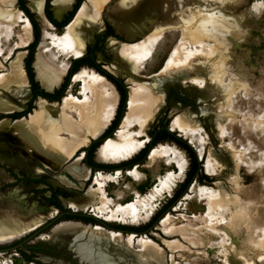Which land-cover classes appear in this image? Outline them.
<instances>
[{
	"label": "rangeland",
	"instance_id": "374dc122",
	"mask_svg": "<svg viewBox=\"0 0 264 264\" xmlns=\"http://www.w3.org/2000/svg\"><path fill=\"white\" fill-rule=\"evenodd\" d=\"M8 1L0 0V8L12 10L13 8L7 6ZM17 1H15V4L18 7ZM186 1L191 3L189 9L194 14L197 22H201L200 24L205 31L196 33V41L195 39L191 40L187 35H183L185 29L182 25L177 26L171 23L172 14L167 13L168 9L166 10L165 8L169 6L168 3L172 4L173 0H124L122 4L126 7L130 6V8L125 9H131L134 17L129 21L122 22L116 21V18L113 17L119 12V7L116 5L118 0H111L103 6L100 12L103 21L102 29L93 34L92 41L87 45L93 47L95 38H98L97 47L101 50L95 52L97 61L101 62L102 67L108 72L123 80L127 86L128 96L129 86L136 88L137 85L140 87L142 84L136 85L126 82L132 73L128 69L127 64L116 55L115 48L122 49L125 55H129L131 50L135 48L140 51H146L145 55L138 60L131 61L127 59L129 66H132L135 61L134 63L137 66L136 73L142 77L166 70L176 51L183 46L184 49H189L191 54L204 51L211 55L215 51L218 52L222 65L220 67L222 70V84L229 92L232 87L234 89L233 94L230 95L232 101L226 106V109L225 107L223 108L228 120L219 126V131L217 125L212 121L211 115H204L200 112L203 102L198 98L203 97V94H201L199 89L194 86L184 87L177 81L164 82V103L156 111L153 121L146 130L150 140L148 132L168 120L169 130L176 131L178 135L189 140L191 145L196 148L201 156V159H198L203 161L202 172L208 178H196L193 180L183 197L166 214L164 213V217L169 219H167L166 227H158L160 226L158 223L146 233L142 232L138 233L141 235H133L130 239V244H132L133 248L138 249L141 246L142 237L151 238L163 248L168 264H240L239 260L231 252L229 254L230 260H228V253L225 250L228 246L227 242H230V240L233 247L244 249L246 241L245 230L233 232L229 228L231 231L229 232L227 224L231 222L232 207L224 205L222 209H218L214 199L218 197L217 194L221 190H224L221 187L232 190L231 187L233 185L239 184V196L242 198V207L249 210V213L257 212L259 215L253 222L254 229L260 230L264 228V188L261 186L264 171H260L261 169L264 170V0ZM25 2L28 7L27 0ZM71 7L65 10L64 13L70 10ZM28 9L33 13L41 32L40 41L33 55L32 66L34 61L39 58L41 62H44L55 72H64V79L65 73L74 57L70 56L67 58V55L60 51L58 47H52L51 41V36L62 34L64 28L59 29L53 25L49 26L41 15L33 12L30 7ZM50 9L54 18L57 20L62 19L64 13L60 17H55L52 5ZM87 11L91 15L94 14L91 5ZM26 18L22 11L14 23L4 19L6 24H9V26H3L5 31L8 30L9 37L3 38L0 59L8 68H10L8 63L15 50L25 47V59L28 45L34 39L32 28L31 41L28 42L27 46L24 45V42L28 40ZM106 25H110L114 33L103 37L102 34ZM162 26L164 31L152 32ZM110 37L124 41L127 45L122 48L119 43L113 41ZM212 45L213 47L211 48ZM24 59L23 67L25 68ZM83 69L87 72L89 71L88 73L90 74L96 71L87 65H84ZM32 71L34 76H36L34 66ZM11 72L13 75L18 74L17 69H13ZM38 83H40L39 80ZM196 84L200 86L202 81ZM67 93L82 99L83 84L73 83L70 80V84L64 94ZM35 99L32 101L34 107ZM14 101L19 103V100ZM26 106L27 104L23 105L24 108ZM117 106L114 111L106 115L105 124L100 134L110 125L115 112H117ZM184 108H189L195 113V119L201 127H195L192 131L188 130V132L179 127L177 116ZM6 115H9V113H0V118ZM140 115L143 116L144 112H140ZM72 116H74L73 113ZM6 118L10 119L12 117L6 116ZM101 118L102 116L100 115L99 120ZM135 121L125 132L124 140L142 138L136 135V132L139 131V124L137 123L139 116H136ZM74 126L76 129L79 128L76 125ZM110 137L120 140V137L115 136V132ZM92 138L87 145H84L75 153V157L81 155L82 165L87 167L89 166L82 157L85 152L84 148L92 143ZM159 143L170 148L176 155L174 160H181L185 169L183 168L184 174L178 180L172 192L162 194L160 199L157 202L154 201L153 204H150L152 200L150 194L153 192L154 186L159 183V179L168 170L178 171L176 162L170 166L165 162L166 158L164 160L159 158V161L149 167L144 165L145 161L137 163L138 165L133 173L128 171L130 168L121 170L119 174L114 175L112 180L104 181L105 185L103 186L92 184L94 175L98 171L90 168L92 170L88 178L90 180H85L83 187L80 188H73L63 184L57 178L59 174L69 176L66 169L68 164L61 165L58 170L34 175L30 171L27 162L23 164L0 162V168L5 169L7 173V178H5L7 180L0 181V204L13 200L16 203L18 202V206L24 210L55 206L52 204L54 201L53 192L56 189H60L66 195L59 194L56 197L64 209L78 213H92L104 221L116 225L143 226L152 219L157 211L179 189L190 168L189 154L182 147L169 139L162 140ZM137 153L122 157L116 161L108 160L104 163L98 161L94 152L93 160L103 165H116L118 161L130 159ZM72 160L74 161V159ZM234 163H236V171L233 169ZM106 172L111 173L112 171H103L104 174ZM34 179L40 180L35 182ZM233 179L236 181H233ZM89 187L96 188L98 191H96L94 200L82 209L73 207L71 201L74 202L80 199ZM129 202L137 203H135V210L127 207L126 204ZM60 214L61 212L57 208V212L54 213L55 218L50 220L38 233L49 229L56 221L69 220L59 219ZM221 217H224L222 224L228 234V237H226L227 242L222 238L224 235L213 237L211 232L212 224ZM32 230L14 232L5 239H0V246L10 245L7 249L0 250V264H30L29 262H32V264H51L58 260H61L64 264H89L84 257L81 259L79 252L67 240L55 241L47 238H38V240L35 237L38 233L35 235L27 234ZM19 238L27 239L18 244V247L21 246L22 251L32 257V261L22 256L20 250L13 246L15 242L20 241ZM127 238L125 237L126 241H128ZM205 241L206 243L204 244L203 242ZM83 255H86V252H83ZM45 256L49 260H45ZM35 261H38V263H35ZM119 264L127 263L121 261Z\"/></svg>",
	"mask_w": 264,
	"mask_h": 264
},
{
	"label": "bare ground",
	"instance_id": "6f19581e",
	"mask_svg": "<svg viewBox=\"0 0 264 264\" xmlns=\"http://www.w3.org/2000/svg\"><path fill=\"white\" fill-rule=\"evenodd\" d=\"M15 1H8L7 6L13 8L12 10L0 8V50L3 38L9 37L8 30L5 31L3 28V26L6 27L9 24H6L4 19L14 23L19 13L22 12L16 6ZM109 1L111 0H83L73 19L64 27L63 33L51 36L52 47H58L60 51L67 55V58L70 56L77 58L83 55L87 44L93 39V34L102 29L103 21L100 12ZM123 1L118 0L116 4L119 7L117 15L113 16L111 14L119 22L129 21L134 17L131 9H125L130 8V6L126 7L123 5ZM175 1L173 0L172 4L168 3L169 6L165 8L166 10L168 9L167 13L172 14L171 23L177 26L182 25L185 29L183 35H187L191 40H194L196 33L203 32L204 28L200 24L201 22H197L194 14L189 9L191 3L186 0ZM74 2L75 0H52L51 5L55 16L60 17ZM44 3L45 0H30V5L35 12L41 15L49 26H52V23L44 16ZM90 5L94 11L93 15L87 11ZM177 8L181 10L175 12L179 10ZM26 19L28 40L24 42L25 46L32 38V24L28 18ZM163 29V26L158 27L152 32H162L164 31ZM110 38L119 43L122 48L127 45L124 41L114 37ZM114 51L127 64L128 69L132 73L126 82L136 85L142 84V86L139 87L137 85L136 88L129 86L127 109L115 131V136L120 137V140H116L113 137L105 139L96 149L98 161L104 163L108 160L116 161L122 157L137 153L145 146V143H148L149 136L146 130L153 121L156 111L164 103L163 84L165 81H177L184 87L194 86L199 89L201 94H203V97L198 98L203 102L200 112L204 115H211V119L217 125L218 131L220 129L219 126L228 120L223 108L225 107L226 109V106L232 101L230 95L233 94L234 89L232 87L229 92L222 84V70L220 68L222 65L217 51L211 55L204 51L191 54L189 53L190 50L184 49L183 46L176 51L166 70L143 77L136 73L137 66L134 63L135 61L132 66H129L127 61L142 58L146 51H140L135 48L131 50L129 55H125L122 49L115 48ZM25 54V47L17 48L8 63L10 68L0 59V113H11L14 112L13 110L20 111L24 109V102L30 99V83L23 67ZM33 66L36 71V79L40 81L39 85L43 89L51 92L55 88L60 87L64 72H55L44 62H41L39 58L34 61ZM83 68L84 66H81L73 74L72 78L73 83L83 84L82 99L75 97L71 93L65 94L61 101H50L38 96L35 108L28 115L12 120L6 117L0 119V161L22 164L27 162L30 171L34 175L58 170L61 165L68 164L66 169L69 176L59 174L57 178L70 187H83L84 181L89 178L91 170L89 167L82 165L81 155L75 157V153L78 149L87 145L92 137L95 138L100 135L105 124L106 115L114 111L119 102V93L111 81L97 71L90 74L88 73L89 71L87 72ZM13 69L18 70L17 75L12 74L11 71ZM199 81H202V84L197 86L196 83ZM14 100H19V103ZM140 112H144V115H140ZM72 113L74 116H72ZM100 115L102 118L99 120ZM136 116H139V121L137 122L139 131L136 132V135L142 138L124 140L125 132L136 122ZM177 123L181 129L187 132L188 130L192 131L195 127H201L195 119V113L189 108L181 110L177 116ZM74 125L79 128L76 129ZM175 156L170 148L163 146L159 142L153 148L151 147L146 156L144 160L145 166H153L160 159L164 160L166 158L165 162L168 165L171 166L172 163L176 162V167L178 168V171L168 170L159 179V183H155L153 192L150 194L152 199L150 204H153L154 201L157 202L162 194L171 193L178 180L184 174V165L181 160H174ZM137 165V163L132 165L128 171L133 173ZM233 169L236 171V163L233 164ZM96 171L98 172L93 178L92 184L99 186L105 185L104 181L112 180L114 175L121 172L120 169L113 170L111 173L106 172V174L101 170ZM260 171L264 170L261 169ZM6 174L5 169L0 168V181L7 178ZM263 177L261 186L264 188ZM233 181L236 180L233 179ZM238 185L237 183L233 185L231 187L232 190L221 187L224 190L217 194L218 197L214 199V203H216L218 209H222L224 205L232 207L231 222L227 224V229L229 232H231L230 229L233 232L245 230L246 241L244 249L233 247L231 240L227 242L226 237H228V234L222 224L224 217L216 219L211 226V232L213 237L224 235L222 238L228 243L225 250L228 253V260H230L229 254L231 252L239 260L240 264H264V228L260 230L254 229L253 222L259 215L257 212L249 213V210L242 207V198L239 196L240 188ZM96 191V188L89 187L80 199L74 202L71 201V205L82 209L94 200ZM17 203L9 200L0 204V239H5L14 232L35 230L38 226L55 218L54 213L57 212L55 206L24 210ZM135 203L129 202L126 205L135 210L137 204ZM164 215L157 222L160 225L158 227L167 226L168 218L164 217ZM105 228L101 225L84 223L76 219L62 220L58 221L50 229L38 234L36 238H47L55 241L67 240L79 252L81 259L84 257L89 264H119L121 261L127 264H168L163 248L151 238L142 237L141 246L135 249L131 246L130 239L133 235L141 234L134 232L123 233L113 228H107L112 230L110 231ZM125 237H128V241L125 240ZM203 243L205 244L206 241ZM83 252H86V255H83ZM44 259L49 260L47 256ZM51 264L64 263L58 260Z\"/></svg>",
	"mask_w": 264,
	"mask_h": 264
},
{
	"label": "trees",
	"instance_id": "16d2710c",
	"mask_svg": "<svg viewBox=\"0 0 264 264\" xmlns=\"http://www.w3.org/2000/svg\"><path fill=\"white\" fill-rule=\"evenodd\" d=\"M51 1L52 0H45L44 14H45L46 18L52 23V25L55 28H59V29L64 28L73 19L75 13L77 12L78 8L80 7L81 3L83 2V0H75L71 9L63 14L61 20H57L56 18H54L52 11L50 9L51 8V5H50ZM17 2H18V7L20 8L21 11H23L25 16L29 19V21L32 24V28H33L34 39L28 45L27 55L24 59L25 71H26V74L28 77V81L30 83L31 97L28 100V102L26 103L27 104L26 108H24L20 111L11 112V113H9V115H6V116H10V117L15 119V118H19V117L28 115L34 108V106L32 105V101L38 95L45 97L46 99H48L50 101H60L62 99V97L65 95L64 93H65L68 85L70 84V78L73 76V74L80 68V66L87 65L88 67L93 68L98 73L104 75L109 81H111L115 85V87H116V89L120 95L119 103H118V106L116 109L117 112H115V116H114L113 120L111 121L110 125L98 137L93 138L94 140L92 141V143L88 147L84 148V151H85L84 159L86 160L89 168L96 169V170L102 169L101 171H103V170L104 171H113L116 169L124 170L126 168H131L132 164H134V163L144 162V160L146 158V154L149 152V149L151 147L153 148L157 142H160V141L165 140V139H169V140L174 141L175 143H177L180 147H182L189 154L190 168L187 171L185 179L181 183V186L179 187V189L177 191H175L174 195L162 206V208L159 211H157V213L152 217V219H150L148 221L147 224L140 226V227H132V226L124 225V224L116 225V224H112L109 222H108V224H106V223H103L100 220H98V218L91 215L90 213H88V214L87 213H78V212L70 211L69 209H64L56 196H58L59 194L66 195V193L60 189H56L53 192L54 201L52 202V204H54L59 209V211L61 212L60 216L58 217L59 219L78 218L83 222L85 221L84 223H92V224H97V225L101 224V226L104 225V227L106 226V228H117V229L125 230L124 232H129V231H136L138 233L148 232L153 226H155V224H157L159 218H161L164 215V213L168 212L170 210V208L173 207L181 197H183V195L187 192V190H188L189 186L191 185V183L193 182V180H195L196 178H198V179L208 178L207 175L202 172L203 161L198 159L196 151L187 142V140L185 138H183L181 135H178V133L176 131L169 130L168 120H166L164 123H162L158 126H155L152 129V131L148 132L150 135L151 143L150 144L146 143L145 146L136 155H134L130 159L125 160L126 162L125 161L117 162L116 165H112V164L111 165H103V164H100V163H97L96 161H94L93 157H94V152L96 150V147L99 144H101L102 142H104L105 139H107L108 137H110L112 135V132L115 129H117V126L123 117V114H124L125 109H126V100L128 98L127 86L121 78H119L116 75H113L110 72H108L106 69H104L102 67V63L97 61L95 52L99 51L101 49H99L97 47L98 38H95V42L93 44V47H90V45H87L85 53L83 55L77 57V58H73V60L70 62V65L67 69V72H66L64 79H63L62 83L60 84L59 88H55L53 90V92H51V93L45 92L43 89H41L40 85L38 84V81L34 80V73L32 71V62L34 60L33 55L35 52V48H36L38 42L40 41V37H41L40 27H39L38 23L36 22L33 13L30 12L28 7L26 6L25 0H18ZM113 33L114 32H113L112 27L110 25H106L102 36L107 37V36L113 35ZM6 116L1 117L0 119L5 118ZM113 164H115V163H113ZM121 168H124V169H121ZM39 180L40 179H34L35 182H39ZM78 219H76V220H78ZM60 221H62V220H60ZM56 223H58V221H56L52 226H54ZM43 225L44 224L38 226L35 230H37L39 227H41ZM45 228H48V227H45ZM35 230H32L27 234H30ZM42 232H44V231H41L40 233H42ZM40 233H38V234H40ZM27 234H25V235H27ZM38 234L36 236H38ZM21 238H19L20 241L15 242V244L13 246H15L16 249L20 250V253L22 254V256H24L26 259L32 261L33 260L32 257H30L24 251H22L21 246L18 247V244L27 240V239H21ZM9 246L10 245H7L5 247L0 246V248H6L7 249ZM35 263H38V261H35Z\"/></svg>",
	"mask_w": 264,
	"mask_h": 264
},
{
	"label": "water",
	"instance_id": "95a60500",
	"mask_svg": "<svg viewBox=\"0 0 264 264\" xmlns=\"http://www.w3.org/2000/svg\"><path fill=\"white\" fill-rule=\"evenodd\" d=\"M34 80L35 81H37V79H36V76H34ZM70 80H72V77L70 78ZM39 84V83H38ZM40 88L41 89H43V87L42 86H40ZM45 92H48V93H51V92H53V91H47L46 89H43ZM38 96H40V95H38ZM37 96V97H38ZM42 97V96H41ZM43 98H45V97H43ZM46 99V98H45ZM126 102H128L127 100H126ZM116 130V129H115ZM115 130L112 132V134H114V132H115ZM108 137V136H107ZM94 140V139H93ZM188 142V141H187ZM151 149V148H150ZM150 149H149V151H150ZM194 149V148H193ZM149 153V152H148ZM148 153L146 154V156L148 155ZM198 156V155H197ZM126 162V161H125ZM135 164V163H134ZM134 164H132V165H134ZM118 168V167H117ZM121 169H124V168H121ZM100 170H102V169H100ZM104 171V170H103ZM190 187V186H189ZM189 189V188H188ZM96 218H98V217H96ZM161 218H159V220H160ZM98 220H100L101 222H103V223H106V224H108V222H106V221H104L103 219H101V218H98ZM158 220V221H159ZM46 224H48V223H46ZM46 224H44L43 226H41L40 228H38L37 230H35V231H33L32 233H31V235L32 234H36V233H38L39 231H40V229H42L44 226H46ZM99 224V223H98ZM99 225H101V224H99ZM156 225V224H155ZM104 226V225H103ZM106 227V226H105ZM113 229H115V230H119V231H121V232H124L125 230H122V229H117V228H113ZM129 232H134V233H136V234H138V232H136V231H129ZM125 233H127V232H125Z\"/></svg>",
	"mask_w": 264,
	"mask_h": 264
},
{
	"label": "crops",
	"instance_id": "0c3cea01",
	"mask_svg": "<svg viewBox=\"0 0 264 264\" xmlns=\"http://www.w3.org/2000/svg\"><path fill=\"white\" fill-rule=\"evenodd\" d=\"M27 5H28V7H30V9L33 11V12H35V10L33 9V7L30 5V0H27ZM36 13V12H35ZM43 13H44V5H43ZM37 14V13H36ZM45 15V14H44ZM46 17V16H45ZM56 17V16H55ZM67 72V71H66ZM66 74V73H65ZM38 98V97H37ZM36 98V99H37ZM36 99H35V102H36ZM28 101H26V102H24V106L26 105V103H27ZM34 102V103H35ZM35 108V107H34ZM33 108V109H34ZM13 111H15V110H13ZM18 111V110H17ZM11 120L12 119H14V118H10ZM15 119H17V118H15ZM0 162H3V161H0ZM6 163H8V162H6Z\"/></svg>",
	"mask_w": 264,
	"mask_h": 264
},
{
	"label": "flooded vegetation",
	"instance_id": "af4514ba",
	"mask_svg": "<svg viewBox=\"0 0 264 264\" xmlns=\"http://www.w3.org/2000/svg\"><path fill=\"white\" fill-rule=\"evenodd\" d=\"M84 153H85V152H84ZM10 164H11V163H10ZM90 170H91V169H90ZM2 180H7V179L4 178V179H2ZM10 181H11V180H10ZM2 249H6V248H0V250H2ZM6 253H7V252H6Z\"/></svg>",
	"mask_w": 264,
	"mask_h": 264
}]
</instances>
